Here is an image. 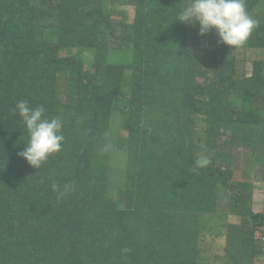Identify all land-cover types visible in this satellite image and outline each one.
<instances>
[{
	"label": "trees",
	"instance_id": "obj_1",
	"mask_svg": "<svg viewBox=\"0 0 264 264\" xmlns=\"http://www.w3.org/2000/svg\"><path fill=\"white\" fill-rule=\"evenodd\" d=\"M115 1L0 0V264H256L264 219L256 194L230 185L221 147L231 131L264 149V76L238 81L244 46L175 20L188 0H117L134 21L112 24ZM244 2L264 51V0ZM20 100L63 120L61 150L39 169L18 155ZM105 141L124 154L119 180ZM202 156L211 163L197 169ZM232 215L242 222L222 225L227 245L215 253L205 230Z\"/></svg>",
	"mask_w": 264,
	"mask_h": 264
},
{
	"label": "clouds",
	"instance_id": "obj_2",
	"mask_svg": "<svg viewBox=\"0 0 264 264\" xmlns=\"http://www.w3.org/2000/svg\"><path fill=\"white\" fill-rule=\"evenodd\" d=\"M175 20L193 27H196L198 24V34L201 36L215 30L218 39L217 43L226 44L231 47H241L245 45L247 41H250L254 35L251 36V34L259 23L247 11L244 0H188V2L179 9ZM234 57L236 58L235 55ZM196 80L199 84H203L204 77L198 72ZM195 100L199 103V92H197ZM13 112H18L23 121L24 140L18 155L29 167L39 169L49 160L50 155L61 150L62 142L65 139L62 134L63 120L60 117L49 118L44 114L45 109L43 106L32 108L29 106L28 102L24 100L17 102ZM236 134L238 136L242 135L240 132H236ZM224 135L227 136L226 140H229V144L226 146L224 145L221 151L226 149L231 154V162L229 165L231 178L229 183L239 191L251 194L254 192L257 198L256 203L253 205L254 208L259 199L258 183L254 181L238 183L233 181V152L230 145L238 143L243 147L252 149L254 164L264 162V159L259 153V149L247 145L240 139L232 140L231 131L228 134L223 133L222 137ZM210 163L211 161L209 158L202 156L195 160L194 165L197 169H202L207 167ZM215 165H217V163ZM53 190H57V185L53 184ZM68 190V186H65V191ZM261 227H264V225L257 228L255 238L262 242L264 246V231L262 234H259ZM205 235L208 237L211 236L212 238L224 237L226 240L224 247L217 251L214 250V252L218 254L225 253L227 235L222 225L207 228L205 230ZM262 257H264V254L256 259V264H258V260Z\"/></svg>",
	"mask_w": 264,
	"mask_h": 264
},
{
	"label": "rangeland",
	"instance_id": "obj_3",
	"mask_svg": "<svg viewBox=\"0 0 264 264\" xmlns=\"http://www.w3.org/2000/svg\"><path fill=\"white\" fill-rule=\"evenodd\" d=\"M114 12L112 13L110 22L113 24L115 20H120L124 14H126L128 18V22H133L134 17V7L131 5H124L120 1H115L114 3ZM264 13V10H263ZM110 34V33H107ZM110 46H115V42L112 36H109ZM204 45L206 42L203 43ZM261 45L259 38L257 35H253L250 41H247L242 49L234 51L235 56L238 60V70L236 73V79L238 81H244L246 78V72L254 74V70L260 72L264 76V63H259L264 61V51L259 50L258 46ZM83 62L85 69H92L87 64L88 57L92 55V49L87 48L84 51ZM94 56V55H93ZM120 58H129L131 53L121 52L117 55ZM259 63V64H258ZM254 64L256 67L254 68ZM126 77L131 76V71L128 69L125 72ZM66 98V93L60 92V94L56 95L55 99L52 102L53 109L55 111H61L62 102ZM118 119L113 123L112 128L115 129ZM105 129V127H103ZM106 130V129H105ZM127 131L120 130V135H126ZM227 136L224 135L222 140H226ZM99 146H104L105 151L108 149L113 153L109 165L108 170H114L116 175L113 176L119 180L122 176L125 175V159L124 154L121 150L117 149L113 142L111 144H107V141L101 143ZM224 146L221 147V149ZM230 148L233 152V162H232V170H233V181L234 182H248L254 181L258 183L259 186V195L257 205L254 206V211L257 214L261 215V218L264 219V162L259 164L253 163V151L250 148L243 147L238 143L230 145ZM259 153L264 159V149H259ZM120 165L122 169L119 170ZM112 166V169H111ZM114 197H117L114 195ZM242 222V219L238 216H230L226 221H215L208 226H217V225H235ZM264 231V227H261L259 234H262ZM225 238H212L211 236L208 238V244L214 248L215 251L222 249L225 245ZM264 242V240H263ZM258 264H264V257L258 260Z\"/></svg>",
	"mask_w": 264,
	"mask_h": 264
}]
</instances>
